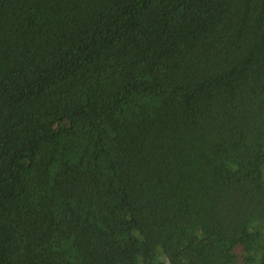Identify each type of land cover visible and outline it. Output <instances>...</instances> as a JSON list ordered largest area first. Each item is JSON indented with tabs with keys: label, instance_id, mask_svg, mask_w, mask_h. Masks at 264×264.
I'll return each mask as SVG.
<instances>
[{
	"label": "trees",
	"instance_id": "16d2710c",
	"mask_svg": "<svg viewBox=\"0 0 264 264\" xmlns=\"http://www.w3.org/2000/svg\"><path fill=\"white\" fill-rule=\"evenodd\" d=\"M0 264H264V0H0Z\"/></svg>",
	"mask_w": 264,
	"mask_h": 264
}]
</instances>
